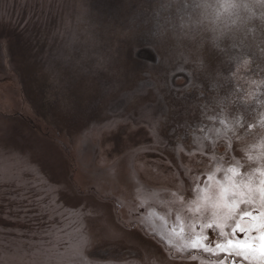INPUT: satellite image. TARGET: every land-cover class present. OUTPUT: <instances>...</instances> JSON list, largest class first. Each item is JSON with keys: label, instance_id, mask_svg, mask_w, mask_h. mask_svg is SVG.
Wrapping results in <instances>:
<instances>
[{"label": "rangeland", "instance_id": "obj_1", "mask_svg": "<svg viewBox=\"0 0 264 264\" xmlns=\"http://www.w3.org/2000/svg\"><path fill=\"white\" fill-rule=\"evenodd\" d=\"M261 235L264 0H0V264H264Z\"/></svg>", "mask_w": 264, "mask_h": 264}, {"label": "snow or ice", "instance_id": "obj_2", "mask_svg": "<svg viewBox=\"0 0 264 264\" xmlns=\"http://www.w3.org/2000/svg\"><path fill=\"white\" fill-rule=\"evenodd\" d=\"M244 217L249 216L250 214L248 212L243 213ZM214 227H218L216 225L209 224L207 226L208 231L211 232V230ZM236 234H242V235H248L249 230L245 228L242 224L236 223L233 228H232V235ZM259 251L261 255H264V235H261L259 238ZM205 244L206 245H211L213 243L212 239L209 237L204 238ZM216 249L218 250V254L221 256H227L229 258L241 255L242 253L248 251L249 249L251 250H256V246L254 244H250L249 241L246 239L242 243H233L232 239L229 238L227 241V244H220L216 243L215 244ZM218 264H221V262L218 261ZM223 264H226V261L223 262Z\"/></svg>", "mask_w": 264, "mask_h": 264}, {"label": "bare ground", "instance_id": "obj_3", "mask_svg": "<svg viewBox=\"0 0 264 264\" xmlns=\"http://www.w3.org/2000/svg\"><path fill=\"white\" fill-rule=\"evenodd\" d=\"M73 187H74V188H75V187L79 188V186H78L76 183L73 184Z\"/></svg>", "mask_w": 264, "mask_h": 264}]
</instances>
